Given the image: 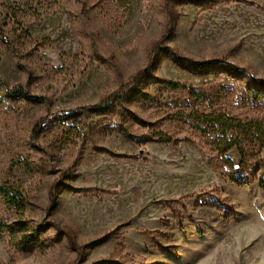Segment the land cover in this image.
<instances>
[{"label":"rangeland","instance_id":"374dc122","mask_svg":"<svg viewBox=\"0 0 264 264\" xmlns=\"http://www.w3.org/2000/svg\"><path fill=\"white\" fill-rule=\"evenodd\" d=\"M98 1L0 0V27L20 53L0 39V82L50 101L11 98L0 85V191L24 201L21 210L0 194V264H73L74 241L80 264H264V152L257 176L240 184L203 146L124 137L119 129L148 132L129 111L164 129L168 108L137 93L121 111L95 105L117 88L116 68L126 78L144 67L166 14L163 0ZM173 9L168 47L194 61L226 57L264 79V0H176ZM150 72L141 93L168 104L182 94L159 79L246 86L223 67L194 71L165 54ZM228 156L238 166L236 150ZM14 224L26 230L10 236ZM30 229L39 238L22 249L18 235Z\"/></svg>","mask_w":264,"mask_h":264},{"label":"trees","instance_id":"16d2710c","mask_svg":"<svg viewBox=\"0 0 264 264\" xmlns=\"http://www.w3.org/2000/svg\"><path fill=\"white\" fill-rule=\"evenodd\" d=\"M175 1L163 0L162 2L166 18L162 24L159 38L151 43L146 50L144 67L125 78L114 66L118 86L112 92L102 95L95 107L121 111L123 102L130 95L137 93L143 96L145 102H156L159 107L168 108L163 118L164 123L171 125L170 127L166 125L164 129H151L150 126L153 125L151 122L129 111L136 122L148 127V132L140 136L133 135L124 128L119 129V132L124 137L141 143L159 142L177 145L183 142L193 146H203L216 153L221 170H224L226 177L233 182L244 184L255 178L258 170L263 166L261 153L264 152V79L254 76L252 70L247 67H238L231 63L226 57H220L219 61H194L168 47L166 45L167 38L175 28L173 25L176 14L173 9ZM0 39L15 57H20L19 48L2 27H0ZM161 54L178 57L183 66L194 71L223 67L230 73L242 75L246 79V86L243 90L242 88L235 90L231 85L221 82L217 86L211 87L209 91H205L186 82L159 79L158 83L161 88L182 94V97L174 102L165 103L161 100V95L155 97L140 91V87L152 76L151 65L156 60L158 61ZM0 85L11 98L23 97L44 103L46 106L50 104L47 97L31 95L20 85L10 88L3 82H0ZM48 117L49 114L37 121L33 131L34 136H39L43 131ZM233 149L236 150L240 158L238 166H235L228 156V153ZM0 194L5 203L23 210L24 201L22 199L11 194L7 189H1ZM54 198V191L50 189V200L52 201ZM220 205L228 206L223 203ZM176 217H180L179 213ZM2 226L0 225V227ZM5 228L10 236L15 229L26 230L25 224L22 227H17L15 224L5 225ZM38 236V229H30V232L18 235V245L22 249L27 248L37 242ZM71 244L76 252L73 264H80L84 259L83 247L77 245L75 241Z\"/></svg>","mask_w":264,"mask_h":264}]
</instances>
